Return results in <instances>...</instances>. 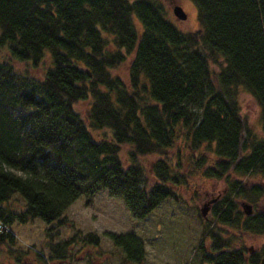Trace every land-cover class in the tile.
I'll return each instance as SVG.
<instances>
[{"label": "trees", "instance_id": "trees-1", "mask_svg": "<svg viewBox=\"0 0 264 264\" xmlns=\"http://www.w3.org/2000/svg\"><path fill=\"white\" fill-rule=\"evenodd\" d=\"M190 1L193 31L160 0H0V249L12 224L39 220L46 254L28 264L67 263L76 246L97 257L95 233L52 239L78 197L105 191L142 220L198 175L225 183L200 264H258L264 243L245 255L228 231L264 235V211L237 202L264 200V0ZM239 89L257 129L239 116ZM104 236L123 264H142L135 234Z\"/></svg>", "mask_w": 264, "mask_h": 264}, {"label": "rangeland", "instance_id": "rangeland-1", "mask_svg": "<svg viewBox=\"0 0 264 264\" xmlns=\"http://www.w3.org/2000/svg\"><path fill=\"white\" fill-rule=\"evenodd\" d=\"M168 9L170 18L180 29L193 31L198 28L195 8L190 0H160ZM171 5H178L186 13L185 20H177L171 14ZM215 70V67H213ZM124 82H127V63L117 68L115 72ZM239 116L246 127L257 129L260 121L259 107L253 98L242 89L237 92ZM82 112L84 105L78 106ZM83 115V114H82ZM154 157L144 160L150 162ZM148 167V164H143ZM150 178V174H148ZM245 184L257 181V178H241ZM225 183L222 180H207L198 175L192 176L186 185L178 189V201L167 199L155 207L144 219L135 220L131 217L120 199L108 197L105 191L93 195L89 203L83 196L78 197L65 211L67 225L59 227L54 241L68 238L74 231L81 234L95 233L99 237L97 250L99 255L94 257L85 249L78 251V246L70 252V260L63 264H123L120 250L115 248L104 236L105 232L123 234L132 232L143 243L144 261L142 264H200L201 252L199 244L208 249L210 240L205 234L213 229L211 206L207 211V219L199 215V209L208 200L224 192ZM244 199H237V202ZM253 212L264 211V200L247 202ZM210 225L205 230L206 223ZM47 226L39 220L27 224H12L15 243L9 251L6 247L0 249V264H17L14 256L17 253L26 255L22 264H28L35 252L42 249L46 254L45 243L48 241ZM215 230V228L213 229ZM233 234L232 247L242 248L245 255L259 250L264 243V235L256 236L248 233L228 231ZM130 264V263H125Z\"/></svg>", "mask_w": 264, "mask_h": 264}, {"label": "water", "instance_id": "water-1", "mask_svg": "<svg viewBox=\"0 0 264 264\" xmlns=\"http://www.w3.org/2000/svg\"><path fill=\"white\" fill-rule=\"evenodd\" d=\"M172 14L177 20H185V18H186L185 13L181 9V7L178 5H174L172 7ZM217 199H218V197L212 198V199L208 200L205 204H203L202 207H200L199 213L203 219L207 218L206 214H207V211L209 209V205L214 203ZM238 204H239V207L241 208L242 212L245 215L251 214L252 208H251V205L249 203L244 202V201H240ZM250 252H251V250H250ZM258 264H264V255L260 257Z\"/></svg>", "mask_w": 264, "mask_h": 264}, {"label": "flooded vegetation", "instance_id": "flooded-vegetation-1", "mask_svg": "<svg viewBox=\"0 0 264 264\" xmlns=\"http://www.w3.org/2000/svg\"><path fill=\"white\" fill-rule=\"evenodd\" d=\"M174 5H171V2L169 3V7L171 8V10H172V7H173ZM171 14H172V12H171ZM218 197H220V195H218Z\"/></svg>", "mask_w": 264, "mask_h": 264}]
</instances>
